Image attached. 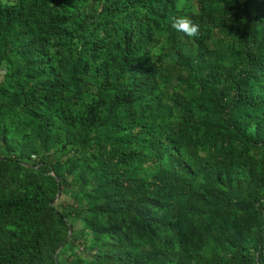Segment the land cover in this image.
<instances>
[{
  "label": "trees",
  "instance_id": "1",
  "mask_svg": "<svg viewBox=\"0 0 264 264\" xmlns=\"http://www.w3.org/2000/svg\"><path fill=\"white\" fill-rule=\"evenodd\" d=\"M0 264H264V0H0Z\"/></svg>",
  "mask_w": 264,
  "mask_h": 264
},
{
  "label": "rangeland",
  "instance_id": "2",
  "mask_svg": "<svg viewBox=\"0 0 264 264\" xmlns=\"http://www.w3.org/2000/svg\"><path fill=\"white\" fill-rule=\"evenodd\" d=\"M183 4V0H179L180 7ZM197 10H191L188 17H192V15ZM201 32L203 33L202 29ZM182 35H184L182 33ZM219 33L218 30H214L210 34V38L206 40V44L209 48H213V46H218L217 40L219 39ZM184 44L182 45L183 52H192L195 49V42L192 38H189L184 35ZM217 43V44H216ZM215 46V47H216ZM156 53L159 51L154 49ZM160 54V53H158ZM164 65H167L169 68H171V65L169 64V59L166 58L163 61ZM168 102H171L170 100ZM250 154H254L257 157H262V150L259 146L255 144L248 145ZM194 151L198 156H201L203 158H209L211 157V149L209 150H202L201 147L196 146L194 147ZM152 163L147 161L143 163V167L141 169L147 168L148 165H151ZM53 203L56 205L57 209L60 211H64L68 213V218L72 224V228L68 230L66 241H68V245L64 249V254L71 256L74 254L80 255L84 258L91 257L92 253H89L88 250L84 246L85 240L88 238L89 233L84 228L83 224V211H77L76 209L79 208L80 205H78L70 196L69 189L64 188L63 191H61L58 195H56ZM81 207V206H80ZM85 239V240H84ZM59 248L58 250H60Z\"/></svg>",
  "mask_w": 264,
  "mask_h": 264
},
{
  "label": "clouds",
  "instance_id": "3",
  "mask_svg": "<svg viewBox=\"0 0 264 264\" xmlns=\"http://www.w3.org/2000/svg\"><path fill=\"white\" fill-rule=\"evenodd\" d=\"M171 27L189 38L200 35V25L188 16H173L169 18Z\"/></svg>",
  "mask_w": 264,
  "mask_h": 264
},
{
  "label": "water",
  "instance_id": "4",
  "mask_svg": "<svg viewBox=\"0 0 264 264\" xmlns=\"http://www.w3.org/2000/svg\"><path fill=\"white\" fill-rule=\"evenodd\" d=\"M58 194H59V193H58ZM58 194H57V195H58ZM67 238H68V237H67Z\"/></svg>",
  "mask_w": 264,
  "mask_h": 264
}]
</instances>
